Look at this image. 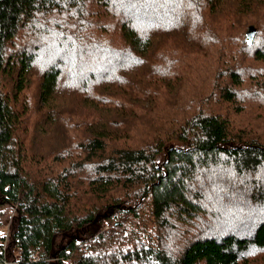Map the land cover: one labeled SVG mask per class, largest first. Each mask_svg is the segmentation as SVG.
<instances>
[{
	"label": "trees",
	"instance_id": "obj_1",
	"mask_svg": "<svg viewBox=\"0 0 264 264\" xmlns=\"http://www.w3.org/2000/svg\"><path fill=\"white\" fill-rule=\"evenodd\" d=\"M247 99L261 113L264 0H0L7 255L264 264Z\"/></svg>",
	"mask_w": 264,
	"mask_h": 264
},
{
	"label": "rangeland",
	"instance_id": "obj_2",
	"mask_svg": "<svg viewBox=\"0 0 264 264\" xmlns=\"http://www.w3.org/2000/svg\"><path fill=\"white\" fill-rule=\"evenodd\" d=\"M248 96H250V95L247 93V97ZM244 106H245L244 108L248 107L246 109V111H249V113L247 115H246V112H245V114H244L245 117L247 119H251L250 122L253 123L254 125H258L259 127L264 126V109H262L261 113H258V112H260V108H261L260 106H258L259 107L258 111H254L253 112L251 109L255 106V104H253L249 100H248V102H245V105ZM224 108L225 109H232V107L229 106V105L224 106ZM253 109H255V108H253ZM252 113H254V114H252ZM231 115H232L231 116L232 119L235 118L234 121H236V118L237 117H240L239 116V113H237V114L231 113ZM238 119H240V118H238ZM253 119H256V121H254ZM35 142H36V140H34V144L36 145V147L41 148V146L37 145ZM11 213H12V215H11ZM13 214H14V207H12V208L11 207H7L6 210H5V212L3 213L2 217H1L0 227H2L4 229L6 227L5 226L6 222L9 221V220H10V223H11V218H12ZM9 227H10V225H9ZM8 241L6 243V246L8 245Z\"/></svg>",
	"mask_w": 264,
	"mask_h": 264
},
{
	"label": "built area",
	"instance_id": "obj_3",
	"mask_svg": "<svg viewBox=\"0 0 264 264\" xmlns=\"http://www.w3.org/2000/svg\"><path fill=\"white\" fill-rule=\"evenodd\" d=\"M12 215V213H11ZM10 220L6 222L5 228L3 229L0 227V254H1V263L2 264H16V259L13 256H8L6 251H7V246L6 243L9 240V235H10ZM65 263H68V260L65 261Z\"/></svg>",
	"mask_w": 264,
	"mask_h": 264
},
{
	"label": "water",
	"instance_id": "obj_4",
	"mask_svg": "<svg viewBox=\"0 0 264 264\" xmlns=\"http://www.w3.org/2000/svg\"><path fill=\"white\" fill-rule=\"evenodd\" d=\"M252 34H253V28L251 25L248 26V29L246 30V35H247V41L250 42L251 40V37H252Z\"/></svg>",
	"mask_w": 264,
	"mask_h": 264
},
{
	"label": "snow or ice",
	"instance_id": "obj_5",
	"mask_svg": "<svg viewBox=\"0 0 264 264\" xmlns=\"http://www.w3.org/2000/svg\"><path fill=\"white\" fill-rule=\"evenodd\" d=\"M138 2H139V0H127V3L132 8H135L136 7V3H138Z\"/></svg>",
	"mask_w": 264,
	"mask_h": 264
}]
</instances>
